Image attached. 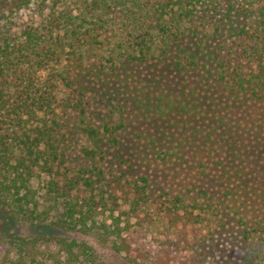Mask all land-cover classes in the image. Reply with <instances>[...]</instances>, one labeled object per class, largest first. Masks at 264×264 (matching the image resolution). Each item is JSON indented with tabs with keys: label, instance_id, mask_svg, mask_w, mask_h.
Here are the masks:
<instances>
[{
	"label": "trees",
	"instance_id": "trees-1",
	"mask_svg": "<svg viewBox=\"0 0 264 264\" xmlns=\"http://www.w3.org/2000/svg\"><path fill=\"white\" fill-rule=\"evenodd\" d=\"M0 214V264H264V0H0Z\"/></svg>",
	"mask_w": 264,
	"mask_h": 264
},
{
	"label": "rangeland",
	"instance_id": "rangeland-1",
	"mask_svg": "<svg viewBox=\"0 0 264 264\" xmlns=\"http://www.w3.org/2000/svg\"><path fill=\"white\" fill-rule=\"evenodd\" d=\"M31 20H36V21L39 20L36 13L31 11L21 12L16 20V25L13 27L12 34L19 32L27 24H29ZM151 174L155 175V172L152 170ZM187 177L182 175L180 181L171 179L169 183H166V185L170 188L179 187L180 184L189 180V177L188 178ZM230 228L231 227H229V230ZM48 230L49 229H46L43 226L29 225L23 222L13 220L7 216L0 214V232L5 233L6 235H11V234L35 235V234L48 233ZM229 230L227 231L228 236L226 235L218 236L217 237V239H219L218 241L215 242L214 240L213 243L207 246L206 253L208 255L210 264H225L227 261L225 260L226 257L227 258L234 257V255H237L236 251L233 250L232 246L230 244H227L225 240L226 237L231 238V233L229 232ZM81 238L88 240L92 245H94L99 250V252L104 254V258L108 262L112 264H124L121 257L116 256L108 247L100 246L98 242L95 240V238L93 237H88V238L81 237Z\"/></svg>",
	"mask_w": 264,
	"mask_h": 264
}]
</instances>
